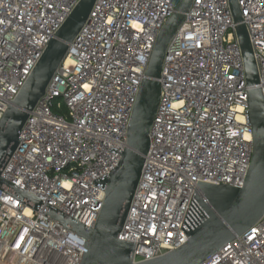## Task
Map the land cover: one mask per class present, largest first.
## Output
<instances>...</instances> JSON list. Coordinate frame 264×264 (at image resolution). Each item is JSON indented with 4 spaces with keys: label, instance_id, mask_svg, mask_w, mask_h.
<instances>
[{
    "label": "built area",
    "instance_id": "obj_1",
    "mask_svg": "<svg viewBox=\"0 0 264 264\" xmlns=\"http://www.w3.org/2000/svg\"><path fill=\"white\" fill-rule=\"evenodd\" d=\"M81 0H0V120ZM180 0H96L20 132L0 188V264H81L86 239L51 216L95 225L156 39ZM264 96V0H237ZM150 147L118 239L133 263L171 252L206 215L200 182L241 186L253 136L229 0H193L170 42ZM202 264H264V215Z\"/></svg>",
    "mask_w": 264,
    "mask_h": 264
},
{
    "label": "water",
    "instance_id": "obj_2",
    "mask_svg": "<svg viewBox=\"0 0 264 264\" xmlns=\"http://www.w3.org/2000/svg\"><path fill=\"white\" fill-rule=\"evenodd\" d=\"M96 0H81L48 43L42 57L0 120V188L4 185L22 198L39 203L2 176V170L20 144V132L30 113L65 58L70 45L88 21ZM241 46L247 91V117L253 136V155L241 186L200 182L208 200L199 198L206 215L188 233V240L160 257L133 263L134 244L118 239L137 189L150 147V129L161 97V73L167 48L184 21L193 0H180L161 29L133 108L128 140L119 164L101 180L105 198L91 228L51 210L52 217L86 239L81 264H202L237 236L249 231L264 215V96L257 86L259 73L253 48L237 0H229Z\"/></svg>",
    "mask_w": 264,
    "mask_h": 264
}]
</instances>
